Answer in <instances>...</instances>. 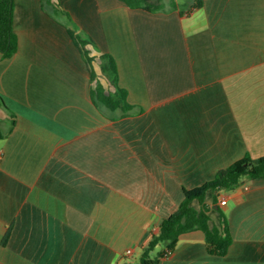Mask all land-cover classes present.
<instances>
[{"label": "crops", "instance_id": "0c3cea01", "mask_svg": "<svg viewBox=\"0 0 264 264\" xmlns=\"http://www.w3.org/2000/svg\"><path fill=\"white\" fill-rule=\"evenodd\" d=\"M51 1L64 12L13 0L17 48L0 53V264H138L184 188L264 156V0L160 12ZM102 53L134 113L110 119L92 103L109 88ZM204 203L210 227L225 219L226 254L193 230L158 264H264V178Z\"/></svg>", "mask_w": 264, "mask_h": 264}, {"label": "trees", "instance_id": "16d2710c", "mask_svg": "<svg viewBox=\"0 0 264 264\" xmlns=\"http://www.w3.org/2000/svg\"><path fill=\"white\" fill-rule=\"evenodd\" d=\"M131 8H139L149 12H160L176 9L178 0H121ZM203 0H193L190 7H201ZM42 8L51 14L63 13L62 7L51 0H41ZM13 0H0V53L9 56L16 51L17 39L12 29ZM84 47L89 62L95 59L88 55L87 40L79 39ZM102 73L108 79L109 88L96 85L91 90L92 103L103 116L115 117L132 114L135 107L127 101V91L119 86L118 70L114 57L102 53L98 57ZM92 78L94 73H91ZM0 105L6 108L0 97ZM243 177L249 179L264 178V156L253 159L246 155L227 167L219 169L215 177L203 185L193 189H183L184 199L178 208L167 218L163 219L157 234L153 235L148 246L142 251L138 264H158L168 250H174L180 235L193 230H201L205 235L208 252L215 256H224L231 243V236L223 218L220 228L209 226V207L204 203L207 190L233 191L240 185ZM192 200H198L200 209L190 206ZM8 230L4 243L9 235Z\"/></svg>", "mask_w": 264, "mask_h": 264}, {"label": "built area", "instance_id": "2783aa9c", "mask_svg": "<svg viewBox=\"0 0 264 264\" xmlns=\"http://www.w3.org/2000/svg\"><path fill=\"white\" fill-rule=\"evenodd\" d=\"M1 157H2V155H1V153H0V159H1ZM225 199H223L222 201H221V204H225ZM132 249H127L126 251H125V254L126 255H131L132 254ZM172 250H168L166 253H165V255H164V257L163 258H167V257H169L171 254H172Z\"/></svg>", "mask_w": 264, "mask_h": 264}]
</instances>
